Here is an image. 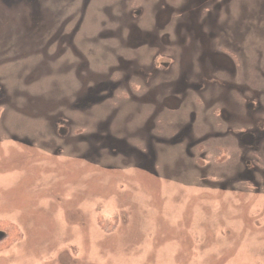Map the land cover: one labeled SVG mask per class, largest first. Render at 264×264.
<instances>
[{"label": "rangeland", "instance_id": "1", "mask_svg": "<svg viewBox=\"0 0 264 264\" xmlns=\"http://www.w3.org/2000/svg\"><path fill=\"white\" fill-rule=\"evenodd\" d=\"M0 264H264V0H0Z\"/></svg>", "mask_w": 264, "mask_h": 264}, {"label": "trees", "instance_id": "2", "mask_svg": "<svg viewBox=\"0 0 264 264\" xmlns=\"http://www.w3.org/2000/svg\"><path fill=\"white\" fill-rule=\"evenodd\" d=\"M0 232H2L4 236L6 235V233H4L3 231H0ZM2 240H3V239H1L0 241H2Z\"/></svg>", "mask_w": 264, "mask_h": 264}, {"label": "flooded vegetation", "instance_id": "3", "mask_svg": "<svg viewBox=\"0 0 264 264\" xmlns=\"http://www.w3.org/2000/svg\"><path fill=\"white\" fill-rule=\"evenodd\" d=\"M4 236V235H3ZM1 238V237H0Z\"/></svg>", "mask_w": 264, "mask_h": 264}]
</instances>
